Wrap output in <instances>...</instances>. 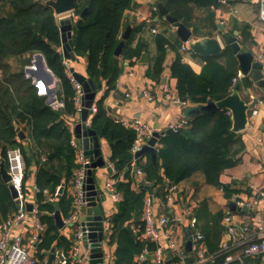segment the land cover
<instances>
[{
  "label": "trees",
  "instance_id": "obj_1",
  "mask_svg": "<svg viewBox=\"0 0 264 264\" xmlns=\"http://www.w3.org/2000/svg\"><path fill=\"white\" fill-rule=\"evenodd\" d=\"M167 15L191 30L194 37H211L216 30L215 9L218 0H159ZM154 8L155 3L153 2ZM134 0H76L72 13L73 54L85 58L86 75L101 89L102 97L94 100L95 111L90 116V128L99 139L109 146V163L114 166L110 174L114 189L122 196L113 207L110 218L109 243L115 245L113 264L139 263L137 257L143 249L153 252L157 245L142 240L144 230L142 210L146 185L152 187V196L166 202L168 188L201 174L209 185L219 186V177L224 170L235 166L239 159L241 141L238 133L231 131L230 114L227 110H215L188 118L189 126L178 132L167 130L157 141V163L151 162L149 154L134 159L131 148L136 136L132 128L123 126L112 118L104 105L105 95L114 90L122 74V63L138 61L147 52V44L136 39L144 24L133 27L118 56L114 54L121 34L129 25L128 12L133 10ZM82 14V15H81ZM153 15H158L156 8ZM79 23L76 29L75 24ZM232 33V32H229ZM250 38L245 26L241 42ZM155 53L145 75L158 83L163 73L164 62L169 52L175 58L169 67L170 78L175 80V96L189 106L218 101L231 92V81L238 65L230 46L216 56L202 58L204 65L199 73L183 61L179 52V40L171 41L165 34L154 35ZM59 25L53 10L44 0H0V164L6 168L9 149L18 148L24 158V191L30 176V167L35 165L34 202L37 204L39 221L44 225L35 244V257L44 259L51 248L68 252L71 241L61 234L53 219L57 210L62 219L73 212L74 196L68 189L77 164L76 151L70 145L72 132L69 120L77 115L74 102L75 91L66 77V68L60 52ZM35 55H40L58 81L57 98L63 107L53 110L46 98L37 95L36 87L23 75ZM192 56L196 57L195 54ZM101 60L102 67H99ZM241 88L251 86L248 78L239 82ZM97 95V94H96ZM27 137L18 141L17 130ZM45 160L42 161L41 157ZM134 168L143 172L142 181L135 186ZM63 186L61 194L57 193ZM235 182L223 187L226 195L233 191ZM53 198V201L49 199ZM16 211L7 184L0 177V222ZM222 213L214 217L218 231ZM113 218V221L111 219ZM198 231V230H197ZM203 236V234L200 232ZM219 240H211L205 234L201 244L206 247L209 264H220L225 254H219ZM185 251V250H184ZM193 251H185L194 261ZM227 255V254H226ZM173 262L176 258L172 257ZM243 264H263L260 257H243ZM229 264H240L233 261Z\"/></svg>",
  "mask_w": 264,
  "mask_h": 264
},
{
  "label": "crops",
  "instance_id": "obj_2",
  "mask_svg": "<svg viewBox=\"0 0 264 264\" xmlns=\"http://www.w3.org/2000/svg\"><path fill=\"white\" fill-rule=\"evenodd\" d=\"M225 2V5H222L218 0L219 6L215 9L216 30L213 31L211 37H220L221 33L232 35L237 32L236 38L241 50L250 52L254 60L263 64L264 23L258 18L260 0H225ZM134 3L133 10L128 12L130 22L128 26L131 30L133 27L144 24L142 30L137 33L136 39L146 42L147 52L145 55L147 61L140 62L139 59L131 64L123 62L122 74L116 81V87L105 95L103 102L109 115L116 121L130 122L134 119H140L150 127L152 133L162 134L168 130L169 126L185 118L184 110L190 107L170 104L163 93V88L167 85L172 94H175V80L170 78L169 73V67L175 58V54L169 52L167 55L160 82L156 83L150 80L145 73L155 53L154 35L162 33L171 41L179 39L172 25L168 24L161 16L153 15L155 8L152 0H134ZM56 21L59 25V17H56ZM245 26L248 28L250 38L240 43L241 33ZM152 29H155L156 32L152 33ZM179 42L181 46L185 44L180 40ZM179 52L183 61L195 73L201 71L204 65L202 57L196 54V57L192 56L194 53L189 50L183 52L181 47ZM68 69L87 77L85 58L76 57L75 61H68ZM235 77H239L238 82L244 78L240 74L239 66ZM248 80L251 86L246 89L240 87L239 91L241 98L249 105V126L238 133L241 141L237 155L238 163L223 171L219 177V186L209 185L204 181L201 174H195L188 180L175 185V190L169 192L168 188L169 199L165 203L161 202L160 198L152 197L151 210L155 227L160 232L157 244L164 250L165 260L168 254L167 243L169 239L175 240L185 251H193L195 256L198 247L193 243L189 251L186 247V243L192 241L195 230L201 232L203 236L205 234L210 235L212 241L219 240V254L232 256L240 253L245 244L264 239V92L249 78ZM145 91L150 93L151 100L143 95ZM104 93L105 86L102 84L101 89L97 91L96 99L102 97ZM253 111L255 115H252ZM79 121L80 113L68 122L72 138H75L73 129ZM22 133L26 138V133ZM99 143L105 167L96 169L93 178L98 188L104 192V201L100 204L103 214L111 216L115 204L112 203L108 191L105 190L109 181L114 183L110 177V171L106 168L107 163H109V146L103 139H99ZM30 170L31 173L25 186L27 204L35 203L33 175L35 165H32ZM232 182H235L233 191L226 195L223 187ZM59 188H62L63 191L62 185ZM68 191L72 194V187H69ZM237 201L243 202L245 206H236L238 209L231 210L229 204ZM217 213L223 215L220 231L214 222ZM227 215L231 217L238 232L239 240L227 235L223 224V218ZM160 217L166 218L165 226H160L157 223ZM192 218L195 220L194 226L191 225ZM78 221H81V218ZM73 229V226L65 225L61 229V234L70 238ZM32 230L31 222L27 221L15 232H21L27 238ZM200 248L203 254V262L200 264H209L212 257H207L206 247L203 244L200 245ZM108 249L105 246L104 253H107ZM191 256L192 254L188 255V258ZM261 261L264 264V257L261 258ZM192 262H197L196 258Z\"/></svg>",
  "mask_w": 264,
  "mask_h": 264
},
{
  "label": "built area",
  "instance_id": "obj_3",
  "mask_svg": "<svg viewBox=\"0 0 264 264\" xmlns=\"http://www.w3.org/2000/svg\"><path fill=\"white\" fill-rule=\"evenodd\" d=\"M222 5H225V0H220ZM70 17L72 20H76V17L73 13L62 15L59 17L60 20L63 18ZM258 18L261 22L264 23V0H260L258 8ZM156 30L152 29V33H155ZM61 50V49H60ZM186 45L181 46V51H186ZM43 68L49 71L47 68L44 59ZM64 60V59H63ZM66 68V77L70 81L75 91L74 102L77 110V114L81 111V104L83 98V90L80 84L76 82L72 76L70 70L68 69V61H63ZM40 62L38 56L35 55L28 66H25L23 69V75L26 79L31 80V83L37 89V95L43 96L46 100L49 98L53 88V82L49 81L41 74V69L39 68ZM261 72L264 74V62L261 63ZM239 77H235L231 81V90L237 84ZM163 93L167 101L172 105L179 106H189L187 102L180 100L175 94H172L167 85L163 88ZM143 95L151 100V95L148 91L143 92ZM53 110H57L63 107V103L57 98V91L53 97V100L48 104ZM95 111V108L92 106L87 121L85 122L86 127L90 128V116ZM252 115H255V112H252ZM123 126L132 128L135 133V139L131 148L133 156L138 152L142 146L147 142V140L152 136V130L150 127L140 119H134L130 122H120ZM189 126L188 118H183L180 121L176 122L169 126L168 130L172 132H178L179 130L185 129ZM165 132L159 134L164 136ZM70 145L76 151L75 162L77 168L74 171L72 179V194L74 196V205L73 212L69 215L68 218L63 219L64 226L71 225L73 226V232L70 237L71 246L68 252L62 250H55L53 264H90V249L91 243L86 238L88 234V227L82 225V221H78L79 218L85 216L86 209V197H85V179L87 177V171L89 170L91 161L88 157L83 154L81 146L78 144L75 138H71ZM157 148V144H156ZM41 160L44 161L45 158L42 156ZM6 171L9 176V181L7 185H10L15 193L16 197L13 199L16 206V211L9 215L5 220L0 222V264H45L46 258L39 260L35 257V244L38 241L42 231L44 230V225L39 221L37 204H31V210L26 209L27 201L25 199L24 191V171H25V162L21 151L18 148L9 149L6 154ZM106 168L110 173H114V166L112 163H107ZM143 172L134 168V179H135V188L137 184L142 182ZM36 190V188H35ZM109 194V198L113 204H117L122 196L119 192L115 191L114 183L112 181L108 182L106 189ZM175 190V186L171 185L169 187V192ZM101 191V190H100ZM169 192L167 193L166 200L169 199ZM102 193L104 194L103 190ZM152 195L148 194L145 198L143 210H142V220L144 221V230L141 233V239L145 241L152 242L157 245L156 249L153 252H149L146 248L143 249L141 254L137 257L139 263L149 261L147 264H167L165 260L164 250L158 246V240L160 238V232L155 227V220L153 218L151 210V201ZM53 201V198L49 199ZM236 206H245L243 202L237 201ZM110 218L111 216H105L103 214V248L108 247V252L104 253V264H113L114 263V250L115 245L109 243V236L111 234L110 227ZM30 221L33 227V230L30 232L29 236L26 238L25 235L21 232H15L20 226ZM160 226H165L167 220L165 217H160L157 222ZM223 224L227 235L232 238H238V232L234 227L230 215H227L223 218ZM191 225H195V220L191 219ZM203 236L195 230L192 237V243L198 247L195 258L197 262H192L189 260L188 255L185 253L183 247L179 246L177 242L173 239H169L167 243L168 253L175 257L176 260L174 264H200L203 262L202 249L200 248L201 241ZM239 240V238H238ZM243 257H264V239L252 241L245 244L242 247L240 253L235 256L225 255L224 260L220 264H229L233 261H238V263L243 264Z\"/></svg>",
  "mask_w": 264,
  "mask_h": 264
},
{
  "label": "water",
  "instance_id": "obj_4",
  "mask_svg": "<svg viewBox=\"0 0 264 264\" xmlns=\"http://www.w3.org/2000/svg\"><path fill=\"white\" fill-rule=\"evenodd\" d=\"M75 1L76 0H44L45 4L53 10L56 17L71 13ZM152 1L155 3L158 15L161 16L168 24L173 26L177 38L181 42L185 43L187 50L202 58H208L219 55L225 46H230L238 61L240 74L244 77H248L260 90L264 92V74L261 72V64L254 60L250 52L241 50V46L236 38L238 35L237 32H234L232 35H225L224 33H221L220 37H194L190 29L185 27L175 18L167 15L165 7L162 3L158 2L159 0ZM75 27L78 29L80 27L79 23L75 24ZM59 33L62 58L67 61H75V56L72 51L75 35L73 33V23L70 17L63 18L59 21ZM129 33L130 27L128 26L121 34L120 41L114 52L116 56L119 55L124 42L129 37ZM37 56L39 62L41 63L39 66L41 74L49 81L53 82L51 95L46 100V103L49 104L53 100L57 91L58 81L50 71L45 69V66L43 68V58L40 55ZM146 61L147 57L145 53H142L140 62ZM99 67H102L101 60ZM70 72L76 82L81 85L83 90L80 121L74 126L73 135L78 144L81 146L83 154L91 161L89 170L86 173L87 177L85 179L84 187L87 202L85 216L81 221L82 225L88 227V234L86 235V238L91 243L90 264H104L103 211L100 207V204L104 201V195L95 184L93 174L96 169L104 168L105 162L101 154L100 143L97 135L91 128L86 127L85 125L100 86L97 87L90 78L77 74L72 69ZM221 109L227 110L230 114L232 132L239 133L249 126V105L240 96L239 84H236L231 92L221 100H209L203 105L187 107L184 110V116L186 118H193L199 114ZM17 134L19 140L24 138L23 133L19 129L17 130ZM158 139L159 134L156 132L152 133V136L147 140L142 148L134 154V159L137 160L141 155L149 154L151 162L156 164V144ZM0 177L5 184L8 183L9 176L3 164H0ZM140 186H145V182L142 181ZM7 187L11 197L14 199L16 197L14 189L10 185H7ZM146 188L148 189L149 194L152 195V187L146 185ZM61 192L62 188H59L58 193ZM31 207V204H26V209L28 211L31 210ZM16 208H18V206H16ZM229 208L231 210L238 209L234 202L229 204ZM53 219L58 229H62L64 227L63 220L57 210L53 213ZM111 221H113V218ZM191 245V241L186 243L188 251L190 250ZM54 253L55 249L51 248L49 254L47 255L45 264H53ZM166 262L167 264H174L169 253L167 254Z\"/></svg>",
  "mask_w": 264,
  "mask_h": 264
}]
</instances>
